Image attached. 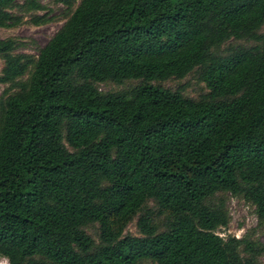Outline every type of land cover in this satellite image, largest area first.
I'll return each mask as SVG.
<instances>
[{
    "label": "trees",
    "instance_id": "trees-1",
    "mask_svg": "<svg viewBox=\"0 0 264 264\" xmlns=\"http://www.w3.org/2000/svg\"><path fill=\"white\" fill-rule=\"evenodd\" d=\"M13 8L44 6L0 0V27L18 22ZM263 21L264 0H78L35 54L0 37V256L257 264L263 243L215 229L225 192L264 221ZM233 39L254 43L222 51ZM193 70L197 97L151 82ZM136 214L139 235L124 231Z\"/></svg>",
    "mask_w": 264,
    "mask_h": 264
},
{
    "label": "rangeland",
    "instance_id": "rangeland-1",
    "mask_svg": "<svg viewBox=\"0 0 264 264\" xmlns=\"http://www.w3.org/2000/svg\"><path fill=\"white\" fill-rule=\"evenodd\" d=\"M78 0H74L71 6H66L65 3L55 0H41L44 8L31 12H20L16 8L12 11L20 15L18 22L9 27H0V37H14L19 45L16 48L17 52H24L29 54H35L38 47H40L48 37L62 24L68 12L74 7ZM32 14H43L49 17L48 20L35 24L31 22ZM259 33L264 34V21L258 29ZM254 41H247L242 39H233L224 42L220 48L225 51L230 46L234 45H249ZM2 59L0 58V68L2 66ZM153 84H159L171 89L180 88L182 92L190 97H197L199 94L206 91V87L202 81H200L196 75V72L190 71L181 78L169 77L163 80H153ZM137 83L136 79H126L120 83L112 81L100 82L97 87L101 91H114L119 89L128 88ZM7 84L0 83V95ZM225 207L227 209L228 220L224 226H219L215 231L225 237L227 234L240 237L246 235L250 239L259 241L264 244V221L258 223L253 206L245 201L242 197L232 195L230 193H223ZM148 206L152 205L151 201H148ZM153 206V205H152ZM138 214V213H137ZM137 214L127 223L124 231L139 235V231L136 226ZM160 223L161 219H156ZM87 233H89L95 240L97 225L90 224L85 227ZM257 264H264V251L256 257ZM0 264H8L5 257L0 256ZM144 264H155L151 262H145Z\"/></svg>",
    "mask_w": 264,
    "mask_h": 264
}]
</instances>
